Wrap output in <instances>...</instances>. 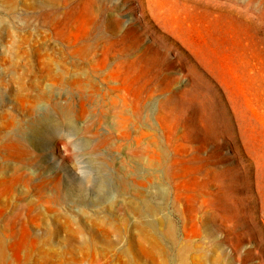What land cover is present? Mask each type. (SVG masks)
Instances as JSON below:
<instances>
[{
  "label": "rangeland",
  "instance_id": "374dc122",
  "mask_svg": "<svg viewBox=\"0 0 264 264\" xmlns=\"http://www.w3.org/2000/svg\"><path fill=\"white\" fill-rule=\"evenodd\" d=\"M144 1L0 0V179L18 167L32 178L0 193L11 224L28 229L11 234L0 217V264H153L138 232L114 230L118 219L134 226V206L176 223L180 246L161 243L169 264H264V0ZM109 46L129 63L139 99L126 136L114 102L120 78L73 65L79 51ZM53 127L70 160L50 144ZM10 149L21 158L7 159Z\"/></svg>",
  "mask_w": 264,
  "mask_h": 264
},
{
  "label": "bare ground",
  "instance_id": "6f19581e",
  "mask_svg": "<svg viewBox=\"0 0 264 264\" xmlns=\"http://www.w3.org/2000/svg\"><path fill=\"white\" fill-rule=\"evenodd\" d=\"M141 1V0H140ZM150 1V0H149ZM161 1V0H160ZM97 2V1H96ZM143 2L145 3V1L143 0ZM153 2V1H152ZM141 3V2H140ZM150 3V2H149ZM154 3H156L155 1H154ZM97 4V3H96ZM143 4V3H142ZM158 4H160L159 3V1H158V3H157V5ZM126 5V4H125ZM150 6V5H149ZM153 6V5H152ZM152 6H151V8H152ZM146 8V7H145ZM158 8V7H157ZM83 11H85V10H83ZM138 11V10H137ZM90 12H91V10H90ZM154 12V11H153ZM87 13V12H86ZM155 13V12H154ZM157 14H159V13H156V15ZM90 15H92V14H90ZM134 15L135 16H142L143 15V11L140 9L139 11H138V13H134ZM121 16V15H120ZM126 16V15H125ZM124 16V17H125ZM150 17V16H149ZM154 17V16H153ZM158 17V16H157ZM95 18V17H94ZM162 18V17H161ZM134 19V18H133ZM132 19V20H133ZM142 19V18H141ZM154 19V18H153ZM155 19H156V17H155ZM154 19V20H155ZM158 19H160V18H158ZM163 19V18H162ZM160 21L162 22V20L160 19ZM157 22V21H156ZM163 22H164V20H163ZM154 23V22H153ZM155 24V23H154ZM138 25H142V22L139 20L138 21ZM154 26V25H153ZM169 26V25H168ZM163 27V26H162ZM171 27V26H170ZM50 31H51V29H50ZM66 38V37H65ZM112 46V45H111ZM111 46H109V47H107V49L104 51V52H101V53H97L98 51H92V50H88V51H84V52H82V51H79L77 54H76V58H77V60L74 62V66L77 68V69H79V71H83V72H85V74H90V75H94V76H100V75H106V76H108L109 78H120V81H118L117 83H116V85H115V87H114V90L116 91V98H115V100H114V102H115V105L117 106V108H118V112H119V114L121 115V119H122V123H121V125H120V132H119V135L120 136H126V135H128V126H127V124H128V121L130 120V117L127 115V111L130 109L131 111H132V114H133V116H137V113H138V110H139V99L138 98H136L137 96H130V90L131 89H129L128 88V84H127V81H126V70H125V68L129 65V63L126 61V60H124L123 58H116V53H117V50L115 49H113V47H111ZM118 48V47H117ZM119 50V49H118ZM64 56V55H63ZM137 56V55H136ZM31 57V56H30ZM135 57V56H134ZM126 58V57H125ZM30 61V60H29ZM135 61V60H134ZM179 62V61H178ZM137 64V63H136ZM106 67H108L109 69L107 70V72L105 73V68ZM190 67V66H189ZM188 70H190L189 68H187V72H188ZM193 70V69H192ZM35 71H37V70H35ZM44 71V70H43ZM53 71V70H52ZM51 71V72H52ZM29 72V71H28ZM191 73V72H190ZM76 74H77V72H76ZM191 76L193 77V75L191 74ZM73 77V76H72ZM139 77V76H138ZM196 77V76H195ZM57 79V78H56ZM83 79H84V77H83ZM85 80V79H84ZM65 81V80H64ZM104 81V80H103ZM86 82V81H85ZM75 84L79 87V88H82V86H83V82L81 81V80H77V81H75ZM66 86V85H65ZM64 86V87H65ZM94 86V85H93ZM63 87V88H64ZM50 88V87H49ZM132 88V87H131ZM69 89V88H68ZM93 89V88H92ZM97 91V90H96ZM134 91H135V89H134ZM140 91H138V93H139ZM82 93V92H81ZM135 93V92H134ZM133 93V94H134ZM136 95H137V93H135ZM112 95V94H111ZM132 95V94H131ZM222 96V95H221ZM216 97V96H215ZM214 97V98H215ZM225 97V96H224ZM222 98V97H221ZM31 98L28 96V95H26L25 96V100L26 101H29ZM142 99V98H141ZM216 99V98H215ZM223 99V98H222ZM141 101V100H140ZM226 104H228V103H226ZM80 107L82 108L81 110H78L79 111V113L80 114H83V113H86L85 112V110H84V108H83V104H81L80 105ZM220 114V113H219ZM159 115V114H158ZM155 117V116H154ZM162 117V116H161ZM160 117V118H161ZM161 120V119H160ZM67 121H69V120H67ZM233 121H234V118H233ZM235 124V123H234ZM12 125V124H11ZM55 125V124H54ZM160 125V124H159ZM235 127V126H234ZM161 128V127H160ZM237 129V128H236ZM164 131H165V129H164ZM163 131V132H164ZM173 132V131H172ZM167 132H165V134H166ZM170 133V132H169ZM236 133H237V131H236ZM140 134H142V133H140ZM149 134V133H148ZM171 134V133H170ZM203 134V133H202ZM205 134V133H204ZM247 134V133H246ZM145 135H146V133H145ZM161 135H163V134H161ZM168 135V134H167ZM48 136L50 137V144H52V145H54V146H56V147H58V149H59V147H62V150L61 151H58L56 154H59L60 156H62V157H65V158H68L69 160H70V155H69V152H70V149H69V147L68 146H66L65 145V143H64V141H63V138H62V134L61 135H59L58 133H57V130H56V127H53L52 128V130L50 129V131H49V134H48ZM205 136H207V135H205ZM46 137V136H45ZM154 137V136H153ZM163 137V136H162ZM170 137V136H169ZM172 137H173V134H172ZM236 137V136H235ZM249 137V136H248ZM141 138V137H140ZM158 138H159V136H158ZM166 138V137H165ZM243 138H245V137H243ZM6 139H7V137L6 136H4L3 137V139H2V143H3V145H2V147L1 148H3L5 151L6 150H8L9 149V146H8V143H5V141H6ZM161 139V138H160ZM174 139V138H173ZM153 140V139H152ZM168 140V139H167ZM166 140V141H167ZM245 140V139H244ZM164 141V140H163ZM165 141V142H166ZM174 141V140H173ZM178 141V140H177ZM181 141V140H180ZM232 141V140H231ZM249 141V140H248ZM233 142V141H232ZM245 142V141H244ZM243 142V143H244ZM250 142V141H249ZM46 143V142H45ZM162 143V142H161ZM182 143V142H181ZM184 143V142H183ZM47 144V143H46ZM156 144V143H155ZM170 144V143H169ZM174 144V143H173ZM176 144V143H175ZM174 144V145H175ZM178 144V143H177ZM186 144H187V142H186ZM168 145V144H167ZM174 145H170L169 147H170V150H171V146H174ZM181 145V144H180ZM180 145H178V146H180ZM248 145V144H247ZM145 146V145H144ZM176 146V148H177V145H175ZM184 146V145H183ZM187 146V145H186ZM185 146V147H186ZM189 146V145H188ZM159 147H160V145H159ZM158 147V148H159ZM184 147V148H185ZM191 147H193V146H191ZM203 147V146H202ZM240 147V146H239ZM235 149H237L236 147H234ZM247 148H249V147H247ZM40 149L42 150L43 149V145H41L40 146ZM61 149V148H60ZM160 149H161V147H160ZM242 149V148H241ZM140 150V149H139ZM173 150H175L176 151V149H172V151ZM159 151V150H158ZM162 151H163V148H162ZM161 151V152H162ZM168 151H169V149H168ZM174 151V152H175ZM171 152V151H170ZM7 153V156H6V158L7 159H9V158H12V157H20L21 155H16V154H14V152H12L11 151V149L8 151V152H6ZM169 153V152H168ZM173 153V152H172ZM180 153H181V151H180ZM237 153V152H236ZM55 154V152H53V153H51L50 154V156H53ZM192 154V153H191ZM173 155V154H172ZM209 155V154H208ZM170 156V155H169ZM181 156V155H180ZM183 156V155H182ZM190 156V155H189ZM171 157V156H170ZM173 157V156H172ZM177 157H178V155H177ZM185 157V156H184ZM192 157V156H191ZM21 158V157H20ZM163 158V157H162ZM180 158V157H179ZM183 158V157H182ZM181 158V159H182ZM185 158H187V156L185 157ZM196 158H197V156H196ZM159 159V158H158ZM158 159H157V161H158ZM198 159V158H197ZM205 159V158H204ZM178 160V159H177ZM180 160V159H179ZM185 160V159H184ZM189 160V159H188ZM21 161H22V159H21ZM171 162H172V160H170ZM213 161V160H212ZM174 162V161H173ZM180 162V161H179ZM184 162V161H183ZM183 162H181V163H183ZM190 162V161H189ZM187 163V162H186ZM200 163V162H199ZM174 164V163H173ZM172 164V165H173ZM177 164V163H176ZM176 164H174L175 166H176ZM190 164V163H189ZM172 165H170V167L172 166ZM182 165V164H181ZM185 165V164H184ZM204 165V164H203ZM186 166H188V165H186ZM186 166L184 167L185 169H186ZM51 167V166H50ZM170 167H168L169 169H171ZM178 167V166H177ZM181 167V166H180ZM3 168H5L4 166H3ZM195 168V167H194ZM188 169V171L190 170L191 171V169H193V168H191V169H189V168H187ZM174 170V169H173ZM178 170V169H177ZM176 170V171H177ZM195 170H196V168H195ZM251 170V169H250ZM2 171H4V169L2 170ZM172 171V170H171ZM171 171H170V173H171ZM197 171V170H196ZM196 171H194V172H196ZM213 171V170H212ZM212 171H211V173H212ZM254 171V170H253ZM199 172V171H198ZM174 173V172H173ZM178 173H180V172H178ZM186 173V172H185ZM210 173V174H211ZM229 173V172H228ZM249 173H250V171H249ZM254 173V172H253ZM174 174H177V173H174ZM187 174V173H186ZM221 174V173H220ZM230 174V173H229ZM243 174V173H242ZM246 174H248L247 172H246ZM172 175V174H171ZM170 175V176H171ZM180 175H183V174H180ZM231 175V174H230ZM245 175V174H244ZM243 175V177H245ZM174 176V175H173ZM172 176V177H173ZM179 176V175H178ZM214 176V175H213ZM176 177H177V175H176ZM184 177V176H183ZM194 177V176H193ZM228 177H230V176H228ZM247 178H251V177H249V176H246ZM167 178H168V175H167ZM190 178V177H189ZM221 178V177H220ZM223 178H224V176H223ZM169 179V178H168ZM180 179V178H179ZM181 179H182V177H181ZM193 180L195 179V178H192ZM191 179V180H192ZM225 179V178H224ZM252 179V178H251ZM32 180V178L31 177H27V175L25 174V171H24V168H21V167H18L17 169H15L14 171H12V173H11V176H10V178L9 179H5V178H1L0 179V193H4V194H10V193H12L13 192V190H14V187H15V185L18 183V182H22V181H24L25 183H29L30 181ZM56 180H57V178H56V174H54V175H52V176H50L49 178H48V180H44V183H53V184H55L56 183ZM175 180V179H174ZM184 180V179H183ZM187 180V179H186ZM189 180V179H188ZM190 180V181H191ZM199 180V179H198ZM198 180H197V182H198ZM172 181V180H171ZM203 181V180H202ZM250 181H252V180H250ZM249 181V182H250ZM170 182V181H169ZM174 182V181H173ZM173 182H171V183H173ZM176 182H178V181H176ZM188 182V181H187ZM207 182V181H206ZM240 182V181H239ZM257 182V181H256ZM181 183V182H180ZM190 183V182H189ZM195 183V182H194ZM251 183V182H250ZM253 183V182H252ZM192 184V183H191ZM197 184V183H196ZM198 184H202L201 182L200 183H198ZM244 185H245V182L243 183ZM249 184V183H248ZM171 185V184H170ZM246 185H247V182H246ZM252 185V184H251ZM255 185V184H254ZM253 185V186H254ZM257 185H258V183H257ZM182 186H183V184H182ZM185 186H187V188L190 186H192V185H184V187ZM259 186V185H258ZM204 187V186H203ZM246 186H244V188H245ZM249 187V186H248ZM251 187V186H250ZM249 187V188H250ZM257 187V186H256ZM192 188V187H191ZM191 188H189L190 189V191H192L191 190ZM209 188V187H208ZM174 196H173V204L174 205H177V207H178V205L181 203V198H182V196H183V194H181L180 193V191H179V189H180V187H179V189H178V185H176V183H175V186H174ZM182 189V188H181ZM252 189V188H251ZM254 189V188H253ZM257 189V188H256ZM260 189V188H259ZM240 190V189H239ZM250 190V189H249ZM249 190H247L248 192H249ZM171 191V190H170ZM186 191V190H185ZM238 191V190H237ZM242 191H244V190H242ZM259 191V190H258ZM244 192H246V191H244ZM240 193V192H239ZM251 193V192H250ZM252 193H254V192H252ZM251 193V194H252ZM185 194H187V192L185 193ZM237 194V193H236ZM235 194V195H236ZM255 194V193H254ZM258 194V193H257ZM256 194V195H257ZM189 196H190V194H189ZM204 196H206V195H204ZM239 196H241V195H239ZM247 196V195H246ZM258 196H259V194H258ZM207 197V196H206ZM210 197V196H209ZM255 197V196H254ZM260 197H261V195H260ZM259 197V198H260ZM186 198H188V197H185V199ZM192 198V197H191ZM196 198V197H195ZM201 198H204V197H201ZM251 198V197H250ZM257 198V197H256ZM193 199V198H192ZM224 199V198H223ZM241 199V198H240ZM253 199V198H252ZM184 200V199H183ZM193 200H197V199H193ZM207 200H208V198H207ZM110 201V200H109ZM189 201H190V198H189ZM245 201V200H244ZM257 201V200H256ZM187 202V201H186ZM190 203V202H189ZM188 203V204H189ZM200 203V202H199ZM202 203V206H203V202H201ZM207 203H210L209 201L207 202ZM252 203V202H251ZM251 203H250V205H251ZM259 203V202H258ZM193 204V203H192ZM244 204H245V202H244ZM22 206H23V204H21ZM38 203H30L29 205L28 204H26V206L28 207V215L29 216H31L32 215V212H34L35 211V207H38ZM185 205V204H184ZM199 205V204H198ZM201 205V204H200ZM259 205V204H258ZM21 206V207H22ZM186 206H187V204H186ZM185 206V207H186ZM192 206H194V205H192ZM230 206H231V204H230ZM256 206V205H255ZM180 207V206H179ZM201 207V206H200ZM205 207V206H204ZM239 207V206H238ZM238 207H237V210H239L238 209ZM245 207V206H244ZM243 207V208H244ZM259 207V206H258ZM0 208H1V212H0V217L1 218H4V220H6V223H7V230H9V232L11 233V234H14V233H16V231H21V232H23V233H27L28 232V229H27V227L26 226H24V225H21V227L20 228H17V226L14 224V225H12L11 223L13 222L12 221V219L11 218H9L10 216H7L6 215V208H4V206L2 205V206H0ZM187 208V207H186ZM189 208V207H188ZM198 208H199V206H198ZM246 208H247V206H246ZM250 208H252V207H250ZM163 209V208H162ZM182 209V208H181ZM193 210H196V208L194 209V207L192 208ZM232 209V208H231ZM233 209H235L234 208V206H233ZM154 210V209H153ZM153 210H151V208H142V207H137V206H134L133 207V212L134 213H136L137 214V219L135 220L136 221V223L134 224V226H132V227H128V225L127 224H125V222H127L126 220H117V222H120V223H118L117 225H114V230L116 231V232H118V233H120V232H122V231H125V232H128V233H131V231H136V232H138L139 233V235L140 236H142L143 237V240H144V243H145V245H148L151 249L149 250V255L147 256V258H149V259H151L152 261H153V264H169L168 263V260H169V256H170V253H169V251H167L166 249H164L163 247H162V245H161V243L162 242H168V243H174V245L176 246V247H178V246H180V243H176V241H175V224H174V222L172 221V220H169V217L168 218H162V219H159V217H157L158 219H155L154 217H151V216H148L147 215V213L146 212H152V214L153 215H155L156 213L153 211ZM178 210H179V208H178ZM185 210V209H184ZM183 210V214L184 215H186L185 214V211ZM189 209H187V211H188ZM198 210V209H197ZM209 210V209H208ZM220 210H221V208H220ZM250 210V209H249ZM173 211V210H172ZM181 211V210H180ZM207 211V210H206ZM210 211V210H209ZM259 211V210H258ZM162 212V211H161ZM190 212V211H189ZM194 212V211H193ZM211 212V211H210ZM238 212V211H237ZM236 212V213H237ZM245 212V211H244ZM247 212H250V211H247ZM253 212V211H252ZM256 212V211H255ZM188 213V212H187ZM220 213V212H219ZM238 213H240V211L238 212ZM237 213V214H238ZM251 213V212H250ZM192 214V213H191ZM201 214V213H200ZM244 214V213H243ZM247 213L245 212V215H246ZM195 215V214H194ZM197 215V214H196ZM202 215V214H201ZM206 215V214H205ZM209 215H210V213H209ZM233 215H234V213H233ZM232 215V216H233ZM239 215H242V213L241 214H239ZM239 215H237V216H239ZM245 215L243 216L244 218H245ZM251 215H252V213H251ZM259 215V214H258ZM257 215V216H258ZM156 216H158V214L157 215H155V217ZM191 216V215H190ZM189 216V217H190ZM210 216H212V215H210ZM236 216V217H237ZM171 217V216H170ZM202 217V216H201ZM222 217H224V216H221V218ZM239 217H242V216H239ZM238 217V218H239ZM111 219H114V216H112V217H110ZM191 218H195L194 216L192 217L191 216ZM210 218V217H209ZM243 218V219H244ZM249 218V217H248ZM259 218V217H258ZM117 219V218H116ZM173 219V218H172ZM200 219V218H199ZM229 219V218H228ZM240 219V218H239ZM251 219V218H250ZM182 220H183V217H182ZM190 220H192V219H190ZM241 220V219H240ZM245 220V219H244ZM252 220V219H251ZM259 220V219H258ZM12 221V222H11ZM15 221V220H14ZM185 221H186V219H185ZM193 221V220H192ZM212 221V220H211ZM217 221V220H216ZM215 221V222H216ZM249 221V220H248ZM252 221H254V220H252ZM252 221H249L250 223L252 222ZM257 221V220H256ZM194 222V221H193ZM197 222V221H196ZM195 222V223H196ZM201 222V221H200ZM213 222V221H212ZM258 222V221H257ZM15 223V222H14ZM192 223V222H191ZM214 223V222H213ZM242 223V222H241ZM255 223V222H254ZM185 224V223H184ZM200 224V223H199ZM223 224V223H222ZM221 224V225H222ZM248 224V223H247ZM186 225V224H185ZM187 226V225H186ZM191 226V225H190ZM189 226V227H190ZM195 226V225H194ZM223 226V225H222ZM226 226V225H225ZM224 226V227H225ZM233 226H234V224H233ZM257 226H259V225H257ZM256 226V227H257ZM185 227V226H184ZM197 227V226H196ZM260 227V226H259ZM128 228V229H127ZM225 228H227V227H225ZM184 229V228H183ZM196 229V228H195ZM260 229V228H259ZM261 229H263V228H261ZM190 230H191V227H190ZM189 230V231H190ZM193 230V229H192ZM198 230V229H197ZM196 230V231H197ZM256 230H257V228H256ZM188 231V232H189ZM198 231H200V230H198ZM263 231V230H262ZM184 232V231H183ZM191 232V231H190ZM258 232H259V230H258ZM192 233V232H191ZM261 233H263V232H261ZM189 234V233H188ZM258 234V233H257ZM30 235V234H29ZM184 235H186V236H188L186 233L184 234ZM199 235V234H198ZM200 236V235H199ZM192 238V237H191ZM206 238V237H205ZM230 239V238H229ZM259 239V238H258ZM231 240V239H230ZM207 241V240H206ZM188 242V241H187ZM190 242V241H189ZM216 242V241H215ZM184 244V243H183ZM192 244V243H191ZM205 245V244H204ZM232 245H234V244H232ZM0 246H1V244H0ZM187 246V245H186ZM186 246H184V247H186ZM197 246V245H196ZM170 247V246H169ZM188 247H189V245H188ZM191 248V247H190ZM214 249V248H213ZM177 250H179L177 253V255H179L180 256V254H181V250H183L184 252L186 251V250H184V249H181V248H178ZM189 250V249H188ZM201 250V249H200ZM182 251V252H183ZM192 251V250H191ZM236 251V250H235ZM183 252V253H184ZM189 252V251H188ZM146 253V252H145ZM236 253H237V251H236ZM105 254V253H104ZM239 254V253H238ZM237 254V256H239ZM216 255V254H215ZM193 256V255H192ZM204 256V255H203ZM260 256V255H259ZM233 257V256H232ZM5 258V257H4ZM195 258L196 259H198V257H196L195 256ZM238 259V258H237ZM125 260V259H124ZM226 260V259H225ZM181 262V261H180ZM184 261H182V263H183ZM239 262H240V260H239ZM242 263V262H241ZM239 264V263H238Z\"/></svg>",
  "mask_w": 264,
  "mask_h": 264
}]
</instances>
